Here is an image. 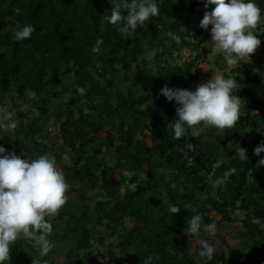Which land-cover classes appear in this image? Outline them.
Wrapping results in <instances>:
<instances>
[{
  "label": "trees",
  "instance_id": "trees-1",
  "mask_svg": "<svg viewBox=\"0 0 264 264\" xmlns=\"http://www.w3.org/2000/svg\"><path fill=\"white\" fill-rule=\"evenodd\" d=\"M256 2L264 9V0ZM117 3L0 0V106L15 110L17 125L0 129V146L26 160L55 157L71 185L67 203L51 218L53 249L37 255L38 247L21 235L11 243L6 264H61L53 255L62 264H95L88 252L96 246L104 249L102 264H144L145 257H152L151 264H196L182 239L196 212L206 222L216 221L217 228L240 221L248 233L246 244H253L245 253V235L239 233L240 247L217 249L208 264H264V166L259 164L264 153L254 152L264 143L262 77L247 65L233 67L231 75L243 81L236 91L242 99L237 123L222 133L205 127L199 136L189 131L176 138L170 123L178 105L161 89H196L186 83H194L198 75L192 69L206 58L199 48L212 26L205 30L200 22L215 5L158 0L159 15L129 35L123 22L112 25L105 19ZM29 23L35 27L31 37L16 41L15 30ZM263 25L264 20L253 31L264 44ZM170 31L180 36L179 42ZM97 38L103 40L98 53L92 50ZM182 50L193 59L171 66L167 59ZM29 104L38 114L33 119L19 110ZM51 117L58 134L42 144L36 137ZM230 144L245 148L248 160L241 161L235 148L225 152ZM232 167L236 172L227 183L214 182ZM171 204L180 211L171 214ZM236 208L242 218L232 213ZM216 215H222L220 221ZM202 233L191 234L190 240L204 239Z\"/></svg>",
  "mask_w": 264,
  "mask_h": 264
},
{
  "label": "clouds",
  "instance_id": "clouds-1",
  "mask_svg": "<svg viewBox=\"0 0 264 264\" xmlns=\"http://www.w3.org/2000/svg\"><path fill=\"white\" fill-rule=\"evenodd\" d=\"M213 4L215 8L205 13L200 26L205 30L209 25L212 26L210 44L218 51L216 59L219 53L223 54L229 66L236 65L245 58L250 59L251 54L261 45V39L253 29L264 20V9H261L256 0H206L205 7ZM159 11L158 0H118L116 6L111 9V15L105 19L112 25L123 22V31L131 35L139 25L158 16ZM34 31V25L29 23L17 28L13 37L18 42L25 41ZM168 35L179 42V35L171 31ZM102 44L103 40L97 38L93 52H100ZM155 53L156 50H153L149 58ZM214 64H217V60ZM210 67L212 64L208 69ZM215 69L212 79L200 84L194 91L168 86L161 89V94L169 102L175 101L178 105L176 118L170 123L176 138L184 136L189 131L193 137L199 136L204 127L231 129L240 119L242 99L236 95L238 83L231 76L225 77L216 73ZM78 90L80 93L84 92L82 87ZM32 95L35 97L36 94L33 92ZM9 116L5 108L0 106V129H14L17 126L16 123L9 121ZM232 147L236 149V155L241 161L248 160L245 148L239 145ZM254 152L257 156L264 153V143L258 145ZM259 164L264 166V158L259 160ZM235 172L236 168L232 167L214 182L223 185ZM70 187L63 171L57 167L55 157L43 154L35 159L26 160L14 152L8 153L4 146H0V264H6L10 260V245L21 235L32 241L43 256L53 249L54 242L49 238L53 232L51 218L55 217L67 203ZM130 189L136 191L137 185L132 183ZM179 211L180 208L176 204L170 205L171 214ZM236 211L239 212L240 209L236 208L232 213ZM215 218L220 221L222 215H216ZM186 228L188 234L184 236L189 238L191 234L198 236L203 231L204 239L191 240L200 245L195 246L193 253L188 250L195 257L196 264H208L214 258L217 249L223 250L220 247L216 249L208 242L207 234L214 237L217 229L221 228V226L217 228L216 221L206 222L204 216L196 212L187 220ZM260 229L264 231V223ZM239 233L245 235L247 253L251 249L246 244L248 233L242 223L241 228L233 236L238 240L237 247L241 245ZM198 246L199 251L196 250ZM151 261L152 257H145L144 264H151ZM34 264L38 262L34 261Z\"/></svg>",
  "mask_w": 264,
  "mask_h": 264
},
{
  "label": "rangeland",
  "instance_id": "rangeland-1",
  "mask_svg": "<svg viewBox=\"0 0 264 264\" xmlns=\"http://www.w3.org/2000/svg\"><path fill=\"white\" fill-rule=\"evenodd\" d=\"M264 31V25L262 28L261 33H263ZM211 32V30H210ZM207 34V33H206ZM211 42V33H208V36L206 38L205 43L203 44L202 47H200L199 49L203 51H205L206 53V58L205 59H199L196 66H194V68L192 69L193 73H197V78L194 81V83L192 82H187L186 83V87L193 85L195 88H197L200 84L202 83H206L208 82L210 79H212V77L214 76V69L216 71V73L218 74H222L225 77H233L236 79V82L238 83V87L239 89H241L242 87V80H238L235 76L231 75V71L233 70L232 68L239 65V64H245L248 67H250L252 73H258L262 76L263 80H264V44L261 43V45L257 48L256 52L251 54L250 59L249 58H245L242 61H240L238 64L236 65H232L229 66L227 65V69L225 67V59H224V55L221 53H219L217 59L215 57V55L218 53V51H216L212 45L210 44ZM194 57L193 54H190V52L188 50H182L180 54H177V56L172 57V58H168L167 60L170 62L171 66H178V65H183L185 63H187L188 61L192 60ZM166 57H164L162 60H164ZM217 60V64H214ZM163 62V61H162ZM212 64V67H209V65ZM227 64V63H226ZM150 70H154V66H150L149 67ZM68 99V96L66 95L64 97V100L66 101ZM261 100L264 101V96L261 98ZM20 102V101H19ZM5 110L6 113L10 114V116L8 117L10 122H16V116H15V110L11 108V106L9 104H5ZM19 110L22 112H26L28 115V119H33L35 116H37L38 114L35 113L34 108L29 104V105H23L22 107H19ZM26 120L23 121V123H25ZM43 126V132L41 135H39L38 137H36V140L42 144H47L50 143L53 139V137H55L58 134V124L56 121H54V118L51 117L49 118V120L42 125ZM205 128V127H204ZM203 128V129H204ZM217 133H222L225 131V129L221 130H214ZM146 135V142L149 144V138ZM43 136V138H42ZM100 136H104L103 134H100ZM232 145H237V144H230L227 148H225V152H229L232 149H234V147H232ZM256 155V154H255ZM262 155V153L260 154ZM257 156V155H256ZM105 158H107V156H105ZM62 163L64 165H69V160L68 158H65ZM107 165L111 166L112 162L107 159ZM58 167V166H57ZM111 178H114L113 175H111ZM215 188V186H214ZM216 191L214 190V193ZM89 195L94 197V191L93 190H89ZM68 196H73V194L69 193ZM94 200H98V198L94 197ZM237 216H240V218H242L243 213L241 211L239 212H235L234 213ZM217 221H219V219H216ZM241 228V223L240 221L234 222V223H225L223 224V227L218 228L216 235L210 236L209 234L208 237V242L210 244H213L215 246V248H222L224 251H227L228 249L231 248H235L238 246V240L234 239L233 236L236 234L237 230ZM182 239L187 242V248L189 250L190 253H193L195 246L200 245L198 242H193L190 240L189 237H185L183 236ZM111 240H106L105 241V246H107L109 244ZM253 245V244H252ZM251 245V246H252ZM251 246L249 247V249L251 248ZM98 247V250H93L88 252V260L92 261L95 264H102V259L101 256L104 253V249L103 247L100 246H96ZM116 249V248H115ZM34 252L37 253V255H40V251L39 248H37L36 250H34ZM53 259L55 260V262H59L62 264L63 260L59 255H53Z\"/></svg>",
  "mask_w": 264,
  "mask_h": 264
}]
</instances>
